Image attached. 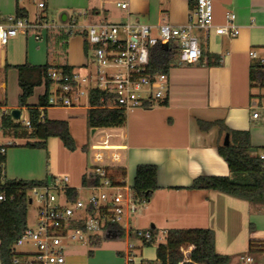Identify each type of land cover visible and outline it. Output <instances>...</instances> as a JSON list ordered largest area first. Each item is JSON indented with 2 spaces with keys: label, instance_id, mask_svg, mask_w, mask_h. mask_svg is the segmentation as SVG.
I'll list each match as a JSON object with an SVG mask.
<instances>
[{
  "label": "crops",
  "instance_id": "0c3cea01",
  "mask_svg": "<svg viewBox=\"0 0 264 264\" xmlns=\"http://www.w3.org/2000/svg\"><path fill=\"white\" fill-rule=\"evenodd\" d=\"M40 3L44 9L38 8ZM121 3L127 4L126 10L119 7ZM17 7L30 22L41 16L58 24L57 19L65 16V20L74 17L82 26L129 22L153 29L161 25L177 28L186 25L190 16L187 0H37L32 6L26 0H0V19L16 16ZM228 14L234 15L236 37L219 36L214 31L194 32L204 54L192 64L181 63L175 57L167 73V96L162 103L128 111L130 116L121 127L90 128L91 135L98 132L99 138L90 146L87 168L88 171L124 168L125 183L132 187L138 165L156 166L158 189L147 205L149 223L155 222L154 217L159 213L165 230L209 229L214 234L216 254L227 256L230 263L236 257L250 259V262L240 260L242 263L264 264V253L248 252L250 241H264L263 207L218 191L187 189L197 177L229 176L226 163L216 151L218 144H224V138H219L218 126L207 128V124L219 122L231 131L248 132L252 154L264 150V86L249 78L251 67H259L249 52L254 51L258 58L264 59V0H212L213 28L224 26ZM48 34L49 31L40 30L37 38L31 34L18 35L5 46L0 45V68L13 70L16 79L14 67L21 65L48 64L51 69L66 65L80 70L84 66L81 58L78 61L69 57L64 64L56 65L48 63L47 51L31 50L26 37L31 36L35 45L40 46ZM74 36L82 37L69 36L66 46ZM84 51H87L85 42ZM2 104L0 101V111L5 107ZM35 105H26L27 111ZM254 113L257 119L252 118ZM3 135L8 134L3 132ZM0 147L5 149L7 180L44 181L51 177L46 149L21 147L7 151L8 147L16 148L12 141ZM87 175L88 172H83L80 184L71 187L79 188ZM157 201L160 204H154L160 206L150 209L152 202ZM134 216L123 218L119 225L124 231L119 238L125 240L123 248L115 251L113 261L104 264H126V249L133 247L130 240L136 232L145 230V224L139 221L134 223L136 229L131 226ZM153 224L150 228L155 230ZM66 264H93V260L68 259Z\"/></svg>",
  "mask_w": 264,
  "mask_h": 264
},
{
  "label": "built area",
  "instance_id": "2783aa9c",
  "mask_svg": "<svg viewBox=\"0 0 264 264\" xmlns=\"http://www.w3.org/2000/svg\"><path fill=\"white\" fill-rule=\"evenodd\" d=\"M119 7L126 10L127 4L121 3ZM38 8L44 9V4H38ZM211 16L212 0H196L188 23L177 28L161 25L153 29L149 25L129 22L82 26L74 17L55 24L41 16L32 22L14 16L0 19V45L5 46L18 35L31 34L37 38L40 30L62 29L65 33L82 36L87 45L88 64L69 73L48 70L47 76L55 90L48 97L47 107L80 108V99L84 98L88 110L126 113L135 108H150L166 99L167 74L149 70V54L153 47L173 43L178 47L179 61L192 64L201 56L194 32L209 34L214 31L219 36L236 37L233 14L226 15V24L216 28L212 26ZM249 57L256 60L264 72V59L258 58L254 51L249 52ZM93 94L99 96L96 106L89 104ZM4 114L0 111V125ZM257 117L256 113L252 114L253 119ZM22 123L26 128L30 126L29 120ZM4 152L0 147V153L4 155ZM257 156L264 170V150ZM87 177L88 181L77 189L69 185L66 177L52 176L44 185L26 189L27 204L35 201L38 205L35 228L27 227L13 249L30 242L35 251L29 255V261L15 258L13 264H66L65 247L86 243L90 246L91 240L102 239L108 225H121L123 218L139 214L138 206L143 203L133 200L132 187L126 183L112 185L104 168L92 169ZM8 191L10 187L0 189V203L13 201L14 196L7 195ZM135 237L148 242L152 235L149 231H138ZM133 249L131 246L126 249V264H134ZM240 260L250 262L249 258Z\"/></svg>",
  "mask_w": 264,
  "mask_h": 264
},
{
  "label": "trees",
  "instance_id": "16d2710c",
  "mask_svg": "<svg viewBox=\"0 0 264 264\" xmlns=\"http://www.w3.org/2000/svg\"><path fill=\"white\" fill-rule=\"evenodd\" d=\"M189 15L195 10L196 0H187ZM16 18L25 17V12L16 8ZM65 33V41L72 36ZM178 47L173 43L166 46L157 45L150 50L149 70L152 73L167 74L177 57ZM201 54H204L201 51ZM208 56V54L206 53ZM17 71V82L20 89L18 96L19 107H27L26 103L32 96L35 88L43 86L44 93L39 97L38 103L28 109L30 126L22 127L19 120L14 121L9 114L2 116L0 129L13 136L31 140L25 147L46 149V141L57 138L62 146L70 152L75 149L67 123L64 121H50L45 118L48 109L47 100L52 85L47 73L52 67L21 65L14 67ZM63 73L73 69L63 65L53 67ZM260 67L253 66L249 72L251 82L264 86V72ZM98 95H91L89 104L96 106ZM43 114V116H42ZM125 123V113L120 110L89 109L87 112V125L89 128H118ZM218 126L219 138L228 136L229 144L220 143L216 147L217 154L226 163L229 176H201L195 178L187 189L218 191L230 197L245 201L251 205L264 208V170L258 156L252 154L248 132H237L227 129L222 123L207 124V128ZM200 128L203 126L200 124ZM5 155L0 153V189L10 187L7 195L14 196L13 201L0 203V264H13V260L23 259L25 254L16 253L13 246L27 229V195L26 189L45 184V181L7 180L4 176ZM105 175L114 186H124L126 170L124 168H104ZM4 176V178H3ZM88 177H83L85 184ZM92 179V178H91ZM96 181V180H95ZM132 198L139 203H148L157 186V167L154 165H138L135 169ZM154 229L149 230L152 237L148 242L142 241L143 246H151L157 236ZM123 229L117 224L108 225L102 237L103 240H116L123 236ZM102 239L90 241V248H97ZM249 253H264V241H250ZM92 254V251H89ZM142 264H230V259L218 255L214 248V234L209 229H171L166 231L163 243L155 249V260L142 262Z\"/></svg>",
  "mask_w": 264,
  "mask_h": 264
},
{
  "label": "rangeland",
  "instance_id": "374dc122",
  "mask_svg": "<svg viewBox=\"0 0 264 264\" xmlns=\"http://www.w3.org/2000/svg\"><path fill=\"white\" fill-rule=\"evenodd\" d=\"M34 1V2H33ZM32 6L36 5L37 0H26V3ZM57 23H61L60 19H57ZM18 37V36H17ZM28 43L31 45V50L34 52L40 51V53H45L47 51L46 59L48 63L61 65L64 64L65 60L69 57L73 60L82 59L84 66L88 64L87 51H84V39L79 36H74L71 39V44L65 45V31L62 29H53L49 31V34L45 37V41L42 42L40 46H36L32 37H26ZM24 39V38H23ZM39 55V53H37ZM45 58V56H44ZM42 65L45 64L41 63ZM80 64V65H81ZM80 65H73L74 68H78ZM78 70V69H76ZM0 83L3 84V88L0 89V101L3 103L4 110L1 112L6 114L11 113L13 110L20 111V125L24 127L23 121L28 120V111L25 107L21 109L18 103V96L20 89L17 85L16 74L13 70L6 71L0 68ZM264 89V88H262ZM55 86H51L49 89V96L53 94ZM44 93V87L40 86L34 89L32 96L28 99L26 105H35L39 95ZM80 108H48L45 113V118L50 121H64L67 123L68 131L73 139L75 149L73 152L67 151L57 138L49 139L47 142L46 150L48 152V163L50 165L49 174L52 177L64 178L66 177L69 181V185L77 187L80 184L81 177L88 172L87 168L88 158L91 155L90 146L96 143L99 138V133L91 135V129L87 125V112L88 105L84 98L80 99ZM43 116V114H42ZM130 116V112L125 113V119ZM7 141H12L15 143L16 148L8 147V150L19 149L25 147L26 142H31V140H25L22 138H14L13 136L3 135V131L0 129V144ZM30 148V147H28ZM33 198V197H32ZM34 200V198H33ZM157 202H152L151 208L158 204ZM147 205L148 203H143L138 206L140 214H136L132 218L131 226L136 229L134 225L135 222H142L145 224V230H139L142 232L149 231L151 224L155 226V232L157 234L154 243L151 246H143L138 238L133 237L130 240V244L133 245L134 249L132 254L134 256V264L140 262H151L155 260V249L158 244L163 243L164 235L162 234L164 227L161 226L162 217L159 213L154 217L155 222H150L147 220ZM160 206V205H158ZM38 205L33 201L32 204H28L26 213L27 226L34 229L35 221L37 216ZM154 210V209H152ZM144 226V225H143ZM165 231H168L167 229ZM125 240L118 239L116 241L101 240L99 247L90 248L86 243L85 245L77 244L73 246H68L64 248V253L66 260L73 259L76 262L83 261L84 259L90 258L93 260V264H104L106 262H111L115 259V251L122 249ZM16 253L25 254L22 260L29 261V255L35 251L34 246L30 242H25L21 246H17L14 249ZM92 251V254H89ZM142 252V253H141ZM230 264H246L242 263L240 259L233 258Z\"/></svg>",
  "mask_w": 264,
  "mask_h": 264
},
{
  "label": "water",
  "instance_id": "95a60500",
  "mask_svg": "<svg viewBox=\"0 0 264 264\" xmlns=\"http://www.w3.org/2000/svg\"><path fill=\"white\" fill-rule=\"evenodd\" d=\"M65 19H66L65 16H63V18L61 19V23H64L66 21ZM10 116L14 121H18L20 119V111L13 110V111H11ZM228 144H229L228 136L226 135L224 137V145L227 146ZM29 203H30V201H29Z\"/></svg>",
  "mask_w": 264,
  "mask_h": 264
}]
</instances>
